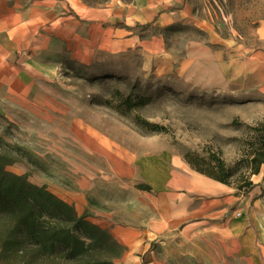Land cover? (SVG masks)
<instances>
[{"label":"rangeland","instance_id":"1","mask_svg":"<svg viewBox=\"0 0 264 264\" xmlns=\"http://www.w3.org/2000/svg\"><path fill=\"white\" fill-rule=\"evenodd\" d=\"M262 122L264 0H0L6 170L107 230L113 264H247L263 203L185 157L235 166Z\"/></svg>","mask_w":264,"mask_h":264},{"label":"trees","instance_id":"2","mask_svg":"<svg viewBox=\"0 0 264 264\" xmlns=\"http://www.w3.org/2000/svg\"><path fill=\"white\" fill-rule=\"evenodd\" d=\"M80 1L97 6L108 0ZM249 131L250 142L235 166L217 158L207 168L185 160L196 172L248 195L255 187L251 176L264 165V122ZM12 162L0 153V264H113L122 248L109 232L45 186L6 170ZM260 188L264 201V185Z\"/></svg>","mask_w":264,"mask_h":264},{"label":"crops","instance_id":"3","mask_svg":"<svg viewBox=\"0 0 264 264\" xmlns=\"http://www.w3.org/2000/svg\"><path fill=\"white\" fill-rule=\"evenodd\" d=\"M155 16H157V14ZM118 27H120L121 29H126L125 26H118ZM48 189L53 194L63 199L67 203L69 204L72 203V200L70 198H67L65 195L60 194L59 192L52 189L51 187H49ZM260 189L261 188H259L258 190L253 189L252 191L254 192L256 200L259 203H263L264 205L263 199L259 197ZM245 196H248V195H245ZM246 224L248 226H247V231L244 233V243H245V253H246L245 262L247 264H264V223L249 221ZM233 229L235 230L237 228L234 227ZM248 253H250L249 254L250 261H249V258H247Z\"/></svg>","mask_w":264,"mask_h":264},{"label":"bare ground","instance_id":"4","mask_svg":"<svg viewBox=\"0 0 264 264\" xmlns=\"http://www.w3.org/2000/svg\"><path fill=\"white\" fill-rule=\"evenodd\" d=\"M189 176L191 177V179L193 180V182L198 186H201L204 190H208V191H212L213 189H219L218 186H216L215 184L207 181L206 179L202 178V177H196L193 176L191 174H189Z\"/></svg>","mask_w":264,"mask_h":264},{"label":"built area","instance_id":"5","mask_svg":"<svg viewBox=\"0 0 264 264\" xmlns=\"http://www.w3.org/2000/svg\"><path fill=\"white\" fill-rule=\"evenodd\" d=\"M237 215L239 216V215H240V213H237Z\"/></svg>","mask_w":264,"mask_h":264}]
</instances>
